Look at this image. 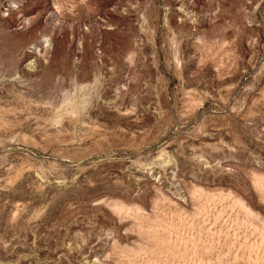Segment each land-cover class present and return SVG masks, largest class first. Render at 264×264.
<instances>
[{
    "label": "rangeland",
    "instance_id": "374dc122",
    "mask_svg": "<svg viewBox=\"0 0 264 264\" xmlns=\"http://www.w3.org/2000/svg\"><path fill=\"white\" fill-rule=\"evenodd\" d=\"M0 264H264V0H0Z\"/></svg>",
    "mask_w": 264,
    "mask_h": 264
},
{
    "label": "clouds",
    "instance_id": "9594fccd",
    "mask_svg": "<svg viewBox=\"0 0 264 264\" xmlns=\"http://www.w3.org/2000/svg\"><path fill=\"white\" fill-rule=\"evenodd\" d=\"M96 80L99 82L100 78L96 77ZM63 121L62 120H57L56 122H54V126L55 127H60L62 125Z\"/></svg>",
    "mask_w": 264,
    "mask_h": 264
},
{
    "label": "bare ground",
    "instance_id": "6f19581e",
    "mask_svg": "<svg viewBox=\"0 0 264 264\" xmlns=\"http://www.w3.org/2000/svg\"><path fill=\"white\" fill-rule=\"evenodd\" d=\"M54 99V98H53Z\"/></svg>",
    "mask_w": 264,
    "mask_h": 264
}]
</instances>
